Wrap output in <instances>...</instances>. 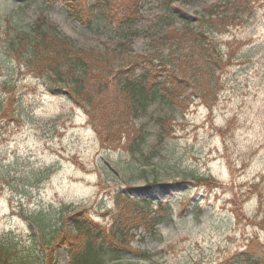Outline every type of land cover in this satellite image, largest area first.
Returning a JSON list of instances; mask_svg holds the SVG:
<instances>
[{
    "label": "rangeland",
    "instance_id": "374dc122",
    "mask_svg": "<svg viewBox=\"0 0 264 264\" xmlns=\"http://www.w3.org/2000/svg\"><path fill=\"white\" fill-rule=\"evenodd\" d=\"M215 1H180L174 10L195 23L201 8ZM249 2L251 17L248 6L242 8L240 24L227 23V33L215 37L221 51L240 54L242 64L220 74L223 86L205 97L209 106L193 98L178 100L171 108L150 106L136 122L143 121L146 135L142 153L131 156L104 149L82 105L49 92L43 80L9 57L13 29L27 27L38 15L78 45L93 48L113 45L105 22L100 19L89 29L79 25L59 0H0V108L5 103L2 87L12 83L19 107L18 119H0V240L13 237L18 255L28 258L18 264H70L68 251L83 236L67 226L68 218L83 211L85 218L104 224L116 210V192L133 189L138 198L152 184L165 188L174 183L178 185L169 193L151 189L147 199L152 204L144 208L155 211L158 197L173 212L190 198L200 208L153 233L139 229L132 250L106 264H232V257L243 251L264 264V3ZM158 12L154 2H147L141 21ZM147 50L144 39L135 40L134 52L146 56ZM94 102L86 109L95 117L99 105ZM163 116L162 141L156 132L157 117ZM203 175L218 188L196 186L194 178ZM61 217L70 236L55 241L52 259L45 260L42 238L47 230L41 227ZM0 264H8V257Z\"/></svg>",
    "mask_w": 264,
    "mask_h": 264
},
{
    "label": "trees",
    "instance_id": "16d2710c",
    "mask_svg": "<svg viewBox=\"0 0 264 264\" xmlns=\"http://www.w3.org/2000/svg\"><path fill=\"white\" fill-rule=\"evenodd\" d=\"M76 1L67 8L79 18L85 8L90 10L91 7L88 0H81L85 6L76 9ZM168 1L170 6L182 0ZM235 1L221 0L206 6L201 9L197 23L184 21L177 29L173 27L177 16L170 10L166 17L158 18L149 26L136 25L140 17L139 0H122L129 5L126 9L122 7L125 12L115 19L119 25L125 26L128 22L134 23V27L119 30L115 36L117 41L113 45L103 44L101 48L78 45L54 23L40 16L25 28L13 29L9 36V57L33 77L43 80L48 88L67 90L75 103L90 109L95 101L94 106L99 105L98 114L94 117L89 110L87 114L100 133L102 146L127 148L133 155L144 139L143 128L135 127L134 123L149 101L167 103L173 96L186 97L187 89L201 99L222 86V80L215 73L221 71L225 63L219 51L218 56L214 54V33L219 35L225 31L227 23L240 22L242 4L240 0ZM148 31L152 33L146 36L150 56L147 59V55L134 54L133 45L138 35ZM210 36L213 38L209 39ZM161 76L164 77L162 83L150 85ZM2 88L8 109L2 105L0 119H18L16 83L4 84ZM116 198L123 206L112 216L109 225L93 223L85 218L83 211L68 218L67 226L83 236L79 246L75 248V243L68 251L70 264H106L110 257L129 248L132 231L136 228L132 221L139 225L148 219L140 210L136 214L129 212L131 198L123 194H117ZM64 223L61 217L51 226L41 227L47 230L42 238L45 260L48 256L52 259L54 251L50 248L55 241L70 236L63 229ZM12 239L0 240V260L8 257V264H18L28 258L18 255ZM232 262L259 264V259L248 252Z\"/></svg>",
    "mask_w": 264,
    "mask_h": 264
}]
</instances>
